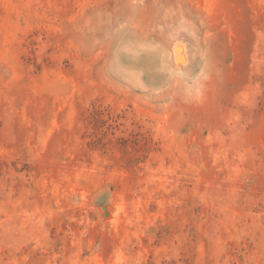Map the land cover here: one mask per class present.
Here are the masks:
<instances>
[{
	"label": "rangeland",
	"instance_id": "1",
	"mask_svg": "<svg viewBox=\"0 0 264 264\" xmlns=\"http://www.w3.org/2000/svg\"><path fill=\"white\" fill-rule=\"evenodd\" d=\"M0 264H264V0H0Z\"/></svg>",
	"mask_w": 264,
	"mask_h": 264
}]
</instances>
